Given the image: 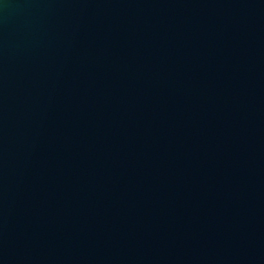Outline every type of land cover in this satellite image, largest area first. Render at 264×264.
I'll return each mask as SVG.
<instances>
[{
    "label": "water",
    "instance_id": "water-1",
    "mask_svg": "<svg viewBox=\"0 0 264 264\" xmlns=\"http://www.w3.org/2000/svg\"><path fill=\"white\" fill-rule=\"evenodd\" d=\"M0 264H264V0H0Z\"/></svg>",
    "mask_w": 264,
    "mask_h": 264
}]
</instances>
